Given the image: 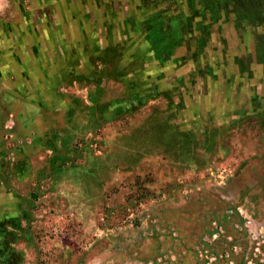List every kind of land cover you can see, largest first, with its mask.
Listing matches in <instances>:
<instances>
[{"label": "rangeland", "instance_id": "374dc122", "mask_svg": "<svg viewBox=\"0 0 264 264\" xmlns=\"http://www.w3.org/2000/svg\"><path fill=\"white\" fill-rule=\"evenodd\" d=\"M23 147L74 212L0 264H264V0H0V174Z\"/></svg>", "mask_w": 264, "mask_h": 264}, {"label": "crops", "instance_id": "0c3cea01", "mask_svg": "<svg viewBox=\"0 0 264 264\" xmlns=\"http://www.w3.org/2000/svg\"><path fill=\"white\" fill-rule=\"evenodd\" d=\"M15 153V154H14ZM30 155L27 148H22L16 152H11L10 160L15 161L16 166L21 163V167L17 171L12 170L15 166L13 163H9V167L0 174V187L5 188V193L0 197V210L5 212L6 218H2L0 221L8 222L6 224V232L11 231L17 224V221L24 222V217H31L32 219L40 218L47 213L45 205L53 204L52 210L55 214L64 216L71 214L74 210H65L68 208V199L66 197H55V193L42 194L44 181L41 179L43 171L37 168L32 162L30 164L23 163L27 160L30 161ZM7 187H13L12 190H6ZM40 196L36 198V194ZM41 204H45L42 206ZM65 204V207L64 205ZM46 206V207H47ZM40 209H39V208ZM54 217V214H51ZM58 217V216H57ZM13 222V223H12ZM53 248L56 247L53 245ZM55 251L53 250V253ZM51 255V254H50ZM56 264V263H55Z\"/></svg>", "mask_w": 264, "mask_h": 264}]
</instances>
